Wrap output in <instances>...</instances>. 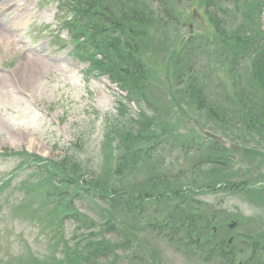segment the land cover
Instances as JSON below:
<instances>
[{
	"label": "rangeland",
	"instance_id": "rangeland-1",
	"mask_svg": "<svg viewBox=\"0 0 264 264\" xmlns=\"http://www.w3.org/2000/svg\"><path fill=\"white\" fill-rule=\"evenodd\" d=\"M2 1L6 6H0V264H57L59 261L62 264L66 255L86 252V246L102 240L109 243V249H114L116 242L120 245L115 257L118 254L122 257L117 264H209L206 263L207 256L215 253L212 246L191 244L201 237L206 226L203 230L194 228L197 232L192 240L189 238L180 245L169 243L162 235V238H157V233L151 229L137 232L132 237L138 236L143 244V252L135 254H139L138 257L143 255L141 261L134 256L135 248L126 250L122 246L132 242L125 240V233L112 232L111 227L98 225L75 233L68 222L53 227L47 220L39 221L43 214L50 219L48 212L55 208L49 207L48 200L52 198L47 193L50 191L53 197L63 193L59 189L64 186L59 188L61 184L57 183L65 179L62 173L72 169L71 161L63 159L67 152L80 161L81 169L88 161L89 167L94 164L95 168L100 166L99 184L105 186L109 180L103 170H111L115 175L119 166L117 154L113 159L109 157L112 150L110 140L115 137L106 131L114 119H118L120 114L125 130L133 135L142 130L139 126H143L149 134L155 132L151 125L148 127L149 122L138 124L133 103L121 104L126 93L112 83L110 75L99 76L108 68L113 69L116 75L122 73L125 65L116 56L118 51L130 68L142 65L155 74L162 72L157 77L159 82L153 79V86L147 85L146 94L161 110L156 115L158 119L169 121L171 128L181 121L183 128H172L167 135L162 133L164 147L163 150L160 148L162 153L159 158L166 160L165 166L172 176L170 180L163 178L157 181L176 184L173 180L175 176L183 178L179 171L182 166L187 172L185 178L190 177L182 180L183 185L188 186L187 194L183 196H188L172 198L171 195L169 199L162 200L156 196L137 199L127 195L122 199L128 201L124 205L130 208H118L121 211L116 213L104 203L90 200L82 205L91 207L96 217L86 210L85 214L97 222L111 217L119 221V225L125 224L127 231H132L134 226L131 225L136 221L139 210H142L140 216L143 220L148 221L160 216L164 219L163 216L175 213L173 209L181 205L186 213L189 207L199 212L195 226L209 224L207 235L203 236L204 243L208 238L213 240V227L218 226L217 235L221 240L223 236L228 241L235 237L237 242V235L249 233L254 239L258 234L264 247V204H261L262 201L258 205L252 204L238 188L230 192L231 186L241 182L248 183L251 190L264 189L263 163L244 154L245 150L255 147V142L259 141L258 134L249 131L246 122L238 115L234 118L235 112L242 108L239 96L243 90L249 91L247 82H253V74L245 76L249 71L247 68L252 70L253 65L250 61L247 64L243 62L241 67L228 68L221 64L220 56L223 55L228 63L229 56L236 52L230 37L236 25L234 22L229 24L228 37L215 34L214 26L205 14V4L212 0H159L161 3L154 0ZM214 3L237 15L232 2L217 0ZM262 3L263 0H256V4L262 7L259 26L264 30ZM85 6H93L95 11L81 12L79 20L82 18L84 21L77 24L75 32H85L92 38L90 53L80 51L81 46L70 41V36L61 25L69 18L70 8L82 11ZM163 6L173 16L171 21L174 24L161 20L158 12ZM104 24L110 29L109 33L101 32ZM196 34L218 42H213V48L207 49L210 54L205 51L190 61L199 82L192 80L189 86L195 83L202 87L205 101L213 112L197 111L196 103H191L197 102L196 95L191 99L181 98V89L176 88L178 82L173 79L174 72L166 68V58H171L174 52L178 53L181 45ZM221 43H226L228 47L218 51L215 47ZM240 53L246 57L250 54L248 51ZM227 70L233 74H228ZM153 116L149 113L148 121ZM217 117H226L227 120L222 122ZM129 121L134 124H127ZM104 140L108 141V146L103 143ZM177 140L182 144L174 145ZM212 142L227 145L226 169L223 172L215 170L216 173L209 166H204L197 175L191 176L194 164L210 156L207 149L213 146ZM127 147L121 143L122 152H126ZM185 152H190L186 158ZM144 170L136 177L122 178L117 186L123 185V190L129 192L134 188L132 191L138 196L145 182ZM49 173L52 175L49 176ZM80 187L83 189L71 188L74 195L87 190L84 184ZM115 189L112 183L107 186L109 192ZM75 206L80 207L79 202ZM245 221L250 223L245 224ZM232 222L239 224L228 230ZM43 223L47 225H40ZM52 230L55 231L53 237L49 234ZM221 244L222 241L219 242ZM180 246L183 248L180 249ZM99 251L102 253L103 249ZM181 251L184 252L178 255ZM101 253L91 252L95 256L89 259L88 264H109L107 260L100 259ZM151 257L155 258L152 263ZM261 257L264 262V253Z\"/></svg>",
	"mask_w": 264,
	"mask_h": 264
},
{
	"label": "trees",
	"instance_id": "trees-1",
	"mask_svg": "<svg viewBox=\"0 0 264 264\" xmlns=\"http://www.w3.org/2000/svg\"><path fill=\"white\" fill-rule=\"evenodd\" d=\"M154 1L161 3L159 0ZM216 1L212 0L205 4V14L208 16V19L210 18L209 21L214 26L215 34H219L221 37H228L227 33L229 30V24H233L234 22L236 25L233 34L230 36L234 41L233 46L236 52L234 55L229 56L230 60L228 63H226L223 55L220 56L221 64L227 66L228 68L231 66L241 67V65L244 64L243 62L247 64L250 61V64L253 65V69L251 70V68L248 67L247 69L249 71L245 73V76H250V74H253V82H247L249 91L243 90L239 96V102L241 103L242 108L241 110L239 109L237 112H235L234 118H236L238 115L240 120L246 122V128L249 131L253 130L258 134L257 137L259 138V141L255 142V147L245 150L244 154H248V157L254 161L255 159L253 158L260 159L259 161H261L264 165V30H261L259 26L262 7L256 4V0H225L232 2V6L236 9L235 13L237 15H233L232 11L224 9L223 6H220V4L214 3ZM82 9L83 10L81 11L78 8H70L69 18L64 20L63 24L64 28L70 33L72 41L74 43H78V45L81 46H78L80 47L79 50L83 51L84 53H90L91 46L89 44L92 42V38L87 36L85 32L78 33L75 31L77 24H82V21H84L82 18L79 20V17L82 15L81 12H94L95 8L93 6H90L89 8L85 6V8ZM87 9L89 10L87 11ZM158 14L161 15V20H163V22L168 23L169 25L172 23L171 19L173 16L167 12V8L165 6L159 10ZM109 31L110 29L107 28L106 24H104L101 32L109 33ZM213 42L218 43L216 39H214ZM213 42H211V38L208 36L197 34L193 35L185 44L181 45V49L178 51V53L172 54L171 58H166V68L170 72L173 70V79L174 81L176 80L178 82L176 88L179 87L181 89V98L183 96L191 99L194 98L195 95L197 96V102L191 101V103H196L195 106H197V111L206 110L208 112H213V109L207 105V101H205V97L203 96L202 87L197 86L194 82V85L189 86L192 80H195L197 83L199 82V80L194 76V65L191 64L190 61L194 58H197L199 54H204L205 51L208 52V48H213ZM127 45L128 44L125 46L127 47ZM226 47H228V45L226 46V43H221L215 48L220 51V49ZM247 51L250 52L248 57L240 53ZM236 53L237 55H235ZM116 54V56L121 59L125 65L122 73L120 75H116L114 74L113 69L108 68L109 70L106 72L101 71L100 75H110L109 78L112 83L117 84L119 90L123 93H126V96L123 97L124 102L122 101L121 104H126L125 102H127L130 105L133 103L136 108L133 110V112L139 120L138 124H142V121L144 124L145 122H149L148 127L151 125L155 132L153 134H149L147 131L143 130V126H139L142 130L137 132V135H133L129 133V131L125 130V125L122 124V121H120L122 118L120 114L118 119H114L115 121L106 130L109 134H112L115 137L114 139L112 138L110 140L109 146H111L110 148L112 150L109 154V157L113 159L115 154L119 156V166L115 175L124 177H116L112 174L111 170L107 172V169H105L103 171L106 172L107 180H109L108 184L105 186L103 184H99V175L100 171H102L100 166L95 168L94 164L92 167H89L90 162L88 161L86 162V165H84V168L81 169L82 167L80 165V161L76 160L71 153L67 152L63 159L71 161L72 169L71 172H69V170L62 173L65 179L57 183L61 184V187L59 188L64 186L62 189H59L63 193L55 195V198L50 191L47 193L52 198L48 200L49 207L55 208L53 210H49L48 212L50 219L46 218L45 214H43V216H40V221L46 222L47 220L50 222V225H53V227H57L58 225L63 226L65 222H68L75 229V233L76 231L79 232L87 230L98 225L103 228L111 227L113 231H110L112 232L119 231L120 233H125L126 236L124 238L125 240H128V242L131 240V235H137V232L146 229L158 231V233L159 231L169 230L170 235H176L181 231H186L191 241L195 232H197L195 230L197 229L195 226V221H193L197 214H188L186 212H182L183 210L181 205H177L173 209L174 211L176 210L180 212H172L171 215L166 217L163 216L164 220H159L158 217H154L150 218L148 221H144L143 217L140 216L142 210H139L136 216V221H134L131 225L134 226L131 229L132 231H127L125 224L123 225L121 223L119 225V221L112 219L111 217L106 219L104 218L102 221L97 222L94 218H92V216H89L84 212L86 210L95 216L94 210L91 207L82 205V203L85 201L89 203L90 200L96 203H104L108 209H111L114 213H116V211L120 212V209L125 208V210H127L130 208L129 205H124L125 202L128 201H124V199H122L127 195L136 196L137 199L142 197L152 199L156 196L157 199L165 200L169 199L171 195L172 198H183V195H185L187 192V190L183 188V184H181L182 182L179 175L175 176L173 179L175 180L176 184L170 183V181L169 183H163L161 180L157 181L158 179L163 178H168L170 180L172 176L167 166H165L166 160L159 158V155L162 153L160 148L162 147L163 150L164 147V144L161 141V138H163L162 133H166L167 135L172 128H175V130H180V128H183L181 121L176 122L171 128L169 121H162L161 119H158L156 115L161 110L159 106L153 101L152 97L146 94L147 85L150 84L153 86V79L159 82L157 77L162 72L155 74L153 71H149L148 69L146 70L142 65H140L139 68H130V64L124 61L125 59L122 57L120 51H118ZM227 72L230 75L233 74V72L230 70H227ZM149 113L154 114L153 118L150 117V121H148ZM245 115H249V117H245ZM225 118L226 117H217L216 119L224 122L227 120ZM239 123L241 124V122ZM127 124L132 125L134 122L129 121ZM159 127L162 129L158 130ZM193 134L195 135V133ZM179 141L180 140L174 142V145L182 144ZM103 143L108 146L107 140H104ZM121 143L123 145H128L126 152H122ZM212 144L213 146L207 149V153L210 154L208 159L202 158L192 169V173L194 175H197L200 169L204 166H209L211 169H213V172H223V169H226V162L224 161H227L226 155L228 149L219 143L212 142ZM188 153L190 152H185L186 155ZM64 167L67 168V166ZM142 170H144L142 175L145 182L143 183L144 186L140 187L142 192H138V196L132 191V189L135 190L134 188H131V191L129 192L123 190V185L122 187L117 186L121 182L122 178L127 179L136 177L138 175L137 173L141 172ZM51 175L52 174L49 173V176ZM180 175H185V171L183 169L180 171ZM83 177H86L85 180L82 179ZM66 178L68 181H66ZM110 183H112L116 189L109 192L107 190V186L110 185ZM80 184L86 185L87 190H82L84 193L80 191L79 194L74 195V191L71 190V188L78 187L81 190L83 188L80 187ZM229 186L231 185L229 184ZM233 187L234 189L238 188L242 190L243 194L246 195H243L244 198H246L252 204L254 203L258 205L260 204V201H262L261 204H264V189L251 190V188L248 186V183L246 182H241L236 186H231V188ZM248 195L250 197H248ZM77 202H79L80 207L75 206ZM41 225L46 226L47 223H43ZM117 225H119V227H117ZM54 232L55 231L52 230L49 232V234L52 235ZM134 241L135 240H133V242ZM214 241L215 243L213 240L209 239V243H207L206 246H212L214 249L213 251H215V253L213 252V255L207 256V263L227 264L224 263L223 257L230 256L232 248H227L225 244L223 245V243L219 245V242L222 240ZM258 242L259 241H255V243ZM129 243L130 244H125L122 246L125 247L126 250L127 248L134 249L135 245L132 242ZM114 245L116 246L113 247L114 249H109V243L104 242L103 240L97 244H89L86 246V252L79 251V253L71 256L66 255L64 259L62 258V264H88L89 259L92 256H95L94 254L101 253L99 249H103L102 253L100 254V259L107 260L109 264H117L122 256L121 254H118L115 257V255L118 252V249L121 247L119 244H117V242ZM139 246L140 245L137 247ZM65 247L66 246H64V248ZM252 250L254 255H256L259 250H264V247H252ZM91 252L94 254L91 255ZM124 252L127 251L124 250ZM112 257H115L114 260ZM57 264H61V262L59 261Z\"/></svg>",
	"mask_w": 264,
	"mask_h": 264
},
{
	"label": "flooded vegetation",
	"instance_id": "flooded-vegetation-1",
	"mask_svg": "<svg viewBox=\"0 0 264 264\" xmlns=\"http://www.w3.org/2000/svg\"><path fill=\"white\" fill-rule=\"evenodd\" d=\"M232 260H235L232 258ZM257 262L254 258L245 257V258H238L236 264H256Z\"/></svg>",
	"mask_w": 264,
	"mask_h": 264
},
{
	"label": "bare ground",
	"instance_id": "bare-ground-1",
	"mask_svg": "<svg viewBox=\"0 0 264 264\" xmlns=\"http://www.w3.org/2000/svg\"><path fill=\"white\" fill-rule=\"evenodd\" d=\"M1 6H3L4 7V5H1ZM6 6V5H5ZM1 11H2V9H1ZM4 13V12H3Z\"/></svg>",
	"mask_w": 264,
	"mask_h": 264
}]
</instances>
